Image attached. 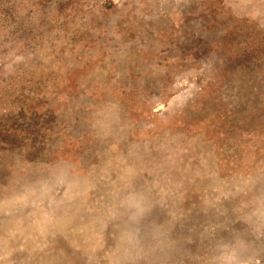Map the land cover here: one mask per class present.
Returning <instances> with one entry per match:
<instances>
[{
	"label": "rangeland",
	"instance_id": "rangeland-1",
	"mask_svg": "<svg viewBox=\"0 0 264 264\" xmlns=\"http://www.w3.org/2000/svg\"><path fill=\"white\" fill-rule=\"evenodd\" d=\"M0 264H264V0H0Z\"/></svg>",
	"mask_w": 264,
	"mask_h": 264
}]
</instances>
